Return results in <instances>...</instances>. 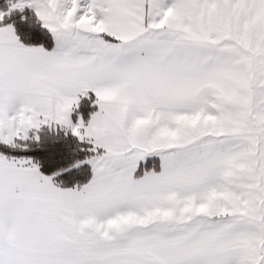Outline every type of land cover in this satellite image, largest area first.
Masks as SVG:
<instances>
[{"label": "snow or ice", "instance_id": "snow-or-ice-1", "mask_svg": "<svg viewBox=\"0 0 264 264\" xmlns=\"http://www.w3.org/2000/svg\"><path fill=\"white\" fill-rule=\"evenodd\" d=\"M30 4L52 49L0 27V143L70 128L92 175L0 154V264H264V0Z\"/></svg>", "mask_w": 264, "mask_h": 264}, {"label": "trees", "instance_id": "trees-1", "mask_svg": "<svg viewBox=\"0 0 264 264\" xmlns=\"http://www.w3.org/2000/svg\"><path fill=\"white\" fill-rule=\"evenodd\" d=\"M16 0H0V26L11 25L19 41L25 46L52 49V37L35 12L28 7L9 10ZM96 109L93 93L81 96L71 112L76 120L79 115L84 123ZM91 145L81 141L69 130L42 126L26 139H15L13 145L0 143V153L9 157L28 158L37 164L42 175L50 177L61 188H75L91 178V167L86 161L94 154Z\"/></svg>", "mask_w": 264, "mask_h": 264}, {"label": "crops", "instance_id": "crops-1", "mask_svg": "<svg viewBox=\"0 0 264 264\" xmlns=\"http://www.w3.org/2000/svg\"><path fill=\"white\" fill-rule=\"evenodd\" d=\"M23 2V4H24V7H28V8H31L34 12H35V14H36V10H35V8L33 7V6H31V4H30V0H17V2ZM86 3V0H81V5H82V8H83V6H84V4ZM23 7V8H24ZM22 9V8H21ZM38 17V16H37ZM39 18V17H38ZM41 21V20H40ZM41 23H42V25H43V22L41 21ZM8 26H11V25H2V26H0V27H8ZM12 27V26H11ZM27 47H33V46H27ZM46 50H48V49H46ZM51 50V49H50ZM93 95H94V93H93ZM81 97V96H80ZM80 97H78V101H79V99H80ZM94 97H95V95H94ZM96 99V98H95ZM76 106V105H75ZM74 106V107H75ZM74 107H73V109H74ZM99 109H98V105L96 104V109H95V111L93 112V113H91V115L89 116V119H88V121L86 122V123H84L85 125H87L88 124V122L90 121V119H91V116L96 112V111H98ZM72 112V111H71ZM71 112H70V114H69V119L71 120V122H72V125L73 126H76L82 119H81V117L78 115L77 116V118H76V120L75 121H73L72 120V118H71ZM42 126H48V127H59V128H62V129H65V130H69V131H71V129L70 128H66V127H64V126H61V125H58V124H42L40 127H42ZM39 127V128H40ZM33 130H35V129H31V130H29L28 132H27V138L29 137V135L31 134V132L33 131ZM72 132V131H71ZM17 139V138H16ZM79 139V138H78ZM83 141H86V142H88L90 145H91V147H93V144H91L90 142H89V140L86 138L85 140H83ZM14 142H15V139H14ZM1 154V153H0ZM4 155V154H3ZM6 156V155H5ZM6 157H9V156H6ZM15 158H17V159H28V158H19V157H15ZM32 162V161H31ZM33 163V162H32ZM90 167H91V165H90ZM91 174H92V172H91ZM54 184V183H53ZM55 185V184H54ZM55 186H57V185H55ZM57 187H59V186H57ZM59 188H61V187H59ZM61 189H71V188H61Z\"/></svg>", "mask_w": 264, "mask_h": 264}, {"label": "rangeland", "instance_id": "rangeland-1", "mask_svg": "<svg viewBox=\"0 0 264 264\" xmlns=\"http://www.w3.org/2000/svg\"><path fill=\"white\" fill-rule=\"evenodd\" d=\"M18 3H21L20 1L19 2H17V0L15 1V2H13V3H11V5H10V8H9V10H15V9H21V8H17V7H13V5H16V4H18Z\"/></svg>", "mask_w": 264, "mask_h": 264}]
</instances>
